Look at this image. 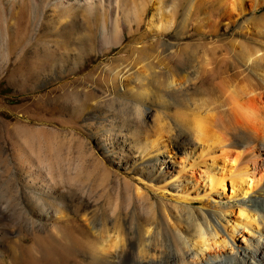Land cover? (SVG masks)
<instances>
[{
	"label": "rangeland",
	"instance_id": "rangeland-1",
	"mask_svg": "<svg viewBox=\"0 0 264 264\" xmlns=\"http://www.w3.org/2000/svg\"><path fill=\"white\" fill-rule=\"evenodd\" d=\"M126 1L0 0V264H96L103 235L140 242L163 212L144 138L183 137L194 106L229 102L222 78L200 81L213 52L264 40L251 0L240 18L230 0L176 14L174 0Z\"/></svg>",
	"mask_w": 264,
	"mask_h": 264
},
{
	"label": "bare ground",
	"instance_id": "bare-ground-1",
	"mask_svg": "<svg viewBox=\"0 0 264 264\" xmlns=\"http://www.w3.org/2000/svg\"><path fill=\"white\" fill-rule=\"evenodd\" d=\"M196 1L174 0V14L185 6L191 11ZM242 1H229L238 18L246 14ZM118 2L123 7L124 0ZM209 3L221 5L218 0H200L199 5ZM263 5L264 0H251L250 9L255 13ZM254 28L253 34L264 39V24ZM237 44L233 56L215 49L208 63L211 76L200 80L224 85L229 102L224 99L206 112L194 106L190 131L183 137L146 136L141 144L147 156L161 157V178L146 187L159 196L162 216L144 215L140 242L125 232L101 236L94 247L96 264H264V172L257 171L264 155V40L249 36ZM218 78L223 85L220 80L215 84ZM142 83L147 92L148 82ZM175 84L170 82L172 88ZM247 154L251 163L242 160ZM143 195L151 201L149 193ZM78 221L92 223L83 217Z\"/></svg>",
	"mask_w": 264,
	"mask_h": 264
}]
</instances>
